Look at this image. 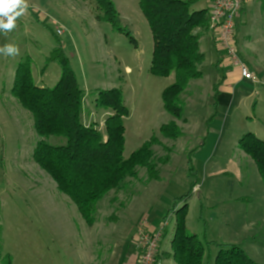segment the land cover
I'll return each instance as SVG.
<instances>
[{
  "label": "rangeland",
  "instance_id": "obj_1",
  "mask_svg": "<svg viewBox=\"0 0 264 264\" xmlns=\"http://www.w3.org/2000/svg\"><path fill=\"white\" fill-rule=\"evenodd\" d=\"M111 1L129 37L97 20L94 0H48L51 8L39 11L55 22L22 23L21 28L0 36V46L19 47L17 56L0 54V264H114L115 244L127 240L134 248L128 232L145 218L166 224L162 250L171 252L173 208L180 209L186 196L188 231L214 243L206 248L204 264H214L219 251L215 244L238 246L264 264V184L254 162L239 148L246 134L264 140V0L246 2L237 35L240 55L259 83L245 81L231 105L215 107L217 53L211 35H204L200 40L206 57L200 67L202 78L191 81L181 96L187 122H178L183 136L172 142L161 140L159 130L173 121L163 110L162 93L174 83V75L150 74L153 37L139 0ZM207 7V0H199L192 10ZM61 46L85 94L83 121L86 117L104 134L108 112L95 108L97 92L120 89L130 112L124 121V158L153 136L162 141L154 148L157 158L166 155L165 148L171 149L169 162L159 166L157 181H149L146 170L138 168L137 177L127 180V188L114 202L111 192L98 203L92 227L34 161L33 150L41 138L31 114L12 94L18 65L26 57L32 60L35 85L55 87L61 69L47 59ZM205 136L190 171L189 152ZM42 140L52 146L65 144L52 137ZM243 197L250 201L233 206L234 199ZM252 221L257 226L252 227ZM158 264L178 263L160 255Z\"/></svg>",
  "mask_w": 264,
  "mask_h": 264
},
{
  "label": "trees",
  "instance_id": "obj_2",
  "mask_svg": "<svg viewBox=\"0 0 264 264\" xmlns=\"http://www.w3.org/2000/svg\"><path fill=\"white\" fill-rule=\"evenodd\" d=\"M198 1L139 0L140 10L153 37L150 74L157 78L172 75L175 78L174 83L162 93L163 110L173 118L159 130L161 140L168 142L183 136L178 122L186 123L187 120L183 116L181 96L191 81L202 78L200 67L206 57L200 50V40L210 34L209 7L192 10ZM94 3L99 12L98 21L109 23L115 31L130 36L121 27L118 12L111 0H94ZM215 49L218 56L213 99L217 107L219 88L226 81L227 72L234 69L225 67L224 56ZM47 60L56 62L61 69V77L55 87L40 88L35 85L32 60L26 57L18 65L12 94L22 108L31 114L35 132L41 138L33 150L34 161L55 182L59 192L77 206L86 224L92 227L97 205L106 195L113 192L114 202L116 196L127 188V180L137 177L138 168L146 170L149 181H157L159 166L169 162L171 149L165 148L166 155L157 158L154 148L162 141L153 136L129 158H124V121L130 112L124 105L122 90L97 92L95 108L110 113L104 121L103 134L95 124L86 125L82 120L85 94L62 46L55 49ZM51 137L63 139L65 144L52 146L42 140ZM207 138L203 137L201 143L189 152L192 155L187 159L190 171L195 154L204 147ZM239 148L254 162L264 184V140L254 134H246L239 140ZM195 188L196 185L193 190ZM188 197L183 198L185 204L180 209H177V205L173 208L176 219L171 242L172 257L178 264H204L206 248L210 249L214 243L202 241L188 231ZM215 245L219 251L214 264H260L238 246ZM8 264L11 262L8 261Z\"/></svg>",
  "mask_w": 264,
  "mask_h": 264
},
{
  "label": "built area",
  "instance_id": "obj_3",
  "mask_svg": "<svg viewBox=\"0 0 264 264\" xmlns=\"http://www.w3.org/2000/svg\"><path fill=\"white\" fill-rule=\"evenodd\" d=\"M207 1L209 3V33L218 52L224 56L225 67L231 70L237 69L242 80L259 83L255 73L242 59L237 44V24L248 0ZM147 227L146 219L138 227L140 247L138 264H158L161 255L160 244L166 231V224L158 225L153 232H149Z\"/></svg>",
  "mask_w": 264,
  "mask_h": 264
},
{
  "label": "crops",
  "instance_id": "obj_4",
  "mask_svg": "<svg viewBox=\"0 0 264 264\" xmlns=\"http://www.w3.org/2000/svg\"><path fill=\"white\" fill-rule=\"evenodd\" d=\"M29 3V7L27 12L17 20V27L21 28V24L22 23H30L33 24V21H37V22H41V23H46L47 21L49 22H55V19L48 15L46 12H40L39 9H50L51 7L48 5V0H28ZM36 9V10H33ZM243 12V11H242ZM242 16L243 14L241 13V16L238 20V27H239V22H242ZM58 32V31H57ZM213 44V41H212ZM214 46V44H213ZM215 49V46H214ZM216 51V49H215ZM217 53V51H216ZM218 56V53H217ZM30 58V57H29ZM217 60V58H216ZM215 60V61H216ZM127 72L130 73V69H127ZM216 83V82H215ZM242 84H246L245 80L241 79V76L239 74V72L237 70L234 71H230L227 72L226 74V81L224 82V84L219 88V96L217 98V102H218V106H222V105H226L229 106L231 105L232 101L239 96V88L241 87ZM110 113H107L105 116H109ZM84 123L86 125L90 124V122L87 120V118L85 117ZM197 192H199L198 188L195 190ZM245 201V202H249L250 198L249 197H243V198H236L234 199V205L233 206H238V204H240V202ZM147 220L148 223V231L149 232H153L158 223L155 222H148V219L145 218ZM119 218H116V221H118ZM254 221L256 220V222L259 220V218H254ZM141 221V220H140ZM252 221V227L253 226H257V224H255V222ZM140 223V222H139ZM137 226V228H136ZM134 227V229L131 232H128V239L133 240V244H134V248L133 246L127 241V240H123L122 242H119L117 244H115L114 246V250L112 251V261L114 264H138L139 263V251H140V247H139V235H138V225H136ZM136 228V231H135ZM175 230V227H174ZM249 230V228H248ZM236 231H239V227L236 229ZM123 234V233H122ZM167 234V229L164 233L163 238L166 236ZM123 238V236H121ZM125 237V235H124ZM162 238V240H163ZM173 240V239H172ZM171 240V242H172ZM131 241V240H130ZM138 243V244H137ZM162 241L160 244V248H161V258L166 257L167 259H169L170 261V257H172V250L171 252H163L162 250ZM225 245V244H224ZM227 245V244H226ZM130 248H133L134 251H130ZM116 249V250H115ZM251 251L253 252L252 248ZM251 259L254 260V258L251 256L252 254H247Z\"/></svg>",
  "mask_w": 264,
  "mask_h": 264
},
{
  "label": "clouds",
  "instance_id": "obj_5",
  "mask_svg": "<svg viewBox=\"0 0 264 264\" xmlns=\"http://www.w3.org/2000/svg\"><path fill=\"white\" fill-rule=\"evenodd\" d=\"M28 0H0V34L7 35L17 27V20L28 10ZM0 54L8 56L19 55V47L13 43L0 46Z\"/></svg>",
  "mask_w": 264,
  "mask_h": 264
}]
</instances>
